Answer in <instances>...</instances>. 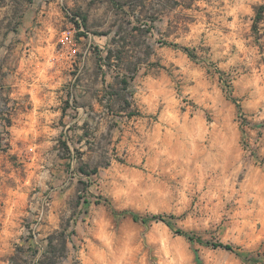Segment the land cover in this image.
I'll return each mask as SVG.
<instances>
[{"label": "rangeland", "instance_id": "1", "mask_svg": "<svg viewBox=\"0 0 264 264\" xmlns=\"http://www.w3.org/2000/svg\"><path fill=\"white\" fill-rule=\"evenodd\" d=\"M49 1L11 0L8 25L17 23L18 6ZM54 1L57 31L73 29L76 40L66 59L71 108L47 156L53 163L20 179L29 207L19 225L0 226L16 236L0 244V264H38L47 236L63 228L72 241L56 264H198L195 254L199 264H264V22L252 30L254 6L264 0ZM15 69L8 63L0 73ZM122 74L129 107L121 111L114 92ZM7 111L0 153L10 155ZM85 163L88 175L78 171ZM99 196L116 210L166 221L114 217Z\"/></svg>", "mask_w": 264, "mask_h": 264}, {"label": "crops", "instance_id": "2", "mask_svg": "<svg viewBox=\"0 0 264 264\" xmlns=\"http://www.w3.org/2000/svg\"><path fill=\"white\" fill-rule=\"evenodd\" d=\"M10 4L11 0L0 4V72L6 70L8 63L16 66L6 76L0 73V96L3 97L0 111L4 105L8 108L10 124L7 129L11 143L10 155L9 152L0 153L2 228L19 225L26 219L30 191L28 186L19 183L20 179L25 183L32 172L53 163V159L47 156L54 155L53 145L71 108L65 107L64 102L69 95L70 104L73 81L66 71L72 65L66 59L73 55H68L67 48L57 43V28L61 25L62 15L55 1L39 5L29 2L23 8L18 6L17 23L13 27L8 25L13 13ZM8 86L10 89L7 90ZM86 126L84 121L80 128ZM83 134L78 138H84ZM18 163L24 170V176L20 178L16 175ZM9 239L15 241L16 236L12 238L1 229L0 244ZM8 252V257L14 255L13 250Z\"/></svg>", "mask_w": 264, "mask_h": 264}, {"label": "trees", "instance_id": "3", "mask_svg": "<svg viewBox=\"0 0 264 264\" xmlns=\"http://www.w3.org/2000/svg\"><path fill=\"white\" fill-rule=\"evenodd\" d=\"M119 3V1H116ZM261 22H264V2L261 4H258L254 6V16L252 20V30L256 33H258L260 29ZM174 47L179 48L183 52H185L188 56L193 57L194 54L192 50H190L186 46H177L176 44H172ZM113 51L109 50V52L104 56V63L109 66V60L111 59ZM118 56V55H115ZM134 71L135 68L127 67V71ZM125 74H122L121 76H118V84L119 89L114 92V95L116 96V99L119 100L122 104L118 110H126L129 107V100L127 98L126 90L129 87V79L127 78ZM131 79V77H130ZM113 105L110 107L112 109ZM134 112L128 111L127 116L133 115ZM109 159L104 162V166H107L109 164ZM87 164H80L78 166V171L82 174L88 175V170L86 168ZM93 172L96 171V167L93 168ZM86 202V201H85ZM102 202L104 205H106L112 216L119 217V216H128L133 221H140V222H148V221H163L165 222V218L160 214H147V215H140L134 211L131 210H116L110 203V201L107 198H102L101 196L98 197L96 200V203ZM176 234L181 235L185 237L186 239L190 241H196L200 243H208L203 241L199 236L195 235L192 232L183 231L181 229H175L174 230ZM46 246L44 247L42 251V258L38 259V264H56V258L59 254H62L64 251H66V243L67 241H72L71 234L65 232V228L61 230H56L53 233H50L46 238ZM210 245L214 248H222L225 250L232 251L234 253L236 252V248L230 244V243H224V242H211ZM240 255V254H238ZM195 261L199 264L200 259L197 254H195Z\"/></svg>", "mask_w": 264, "mask_h": 264}, {"label": "built area", "instance_id": "4", "mask_svg": "<svg viewBox=\"0 0 264 264\" xmlns=\"http://www.w3.org/2000/svg\"><path fill=\"white\" fill-rule=\"evenodd\" d=\"M57 43L61 46H65L68 50V54L73 55L77 52L73 29L64 28L60 30L57 37Z\"/></svg>", "mask_w": 264, "mask_h": 264}]
</instances>
